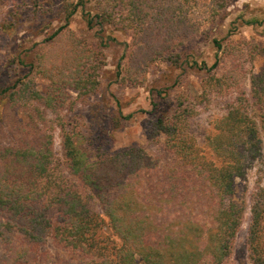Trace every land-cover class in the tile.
Returning <instances> with one entry per match:
<instances>
[{
	"label": "rangeland",
	"instance_id": "obj_1",
	"mask_svg": "<svg viewBox=\"0 0 264 264\" xmlns=\"http://www.w3.org/2000/svg\"><path fill=\"white\" fill-rule=\"evenodd\" d=\"M119 6L106 0H0V181L22 183V194L41 192L55 206L76 193L93 203L99 221L91 248H74L53 234L34 240L4 227L14 220L0 209V264L121 261L102 203L68 164L48 155L46 172L33 170L48 140L59 154L67 131L90 160L140 146L158 164L169 165L175 156L155 128L160 116L187 113V131L203 151L237 101L247 103L259 124L262 109L253 103L252 80L264 69V0H230L169 52L135 32ZM215 59L217 65L208 68ZM15 82L16 91L3 99L1 91ZM261 138L263 157L235 180L230 196L244 213L229 264H248L250 198L264 186L263 132Z\"/></svg>",
	"mask_w": 264,
	"mask_h": 264
},
{
	"label": "trees",
	"instance_id": "obj_2",
	"mask_svg": "<svg viewBox=\"0 0 264 264\" xmlns=\"http://www.w3.org/2000/svg\"><path fill=\"white\" fill-rule=\"evenodd\" d=\"M112 1L120 5L121 19L135 32L150 37L157 50L169 52L188 40L203 21L218 15L230 0H106L107 4ZM87 20L91 24V18ZM216 65L215 59L208 68ZM252 81L253 103L262 109L259 124L247 103H233L208 136L206 151L195 145L187 131L188 114L179 110L155 121V128L165 134V148L175 156L172 164H158L140 146L90 160L65 131L62 155L48 140L49 147L37 152L40 155L32 168L46 172L49 155L63 159L78 175L92 198L102 203L118 236L121 261L116 264H229L244 213L242 205L230 197L235 180L244 178L263 157L264 69ZM17 88L18 82L4 88L2 98ZM21 187L17 181L11 185L0 181V209L14 220L4 227L34 240L53 234L67 246L91 248L99 228L92 202L74 193L58 199L55 206L41 192L22 194ZM248 210L247 263L264 264V186L256 188Z\"/></svg>",
	"mask_w": 264,
	"mask_h": 264
}]
</instances>
